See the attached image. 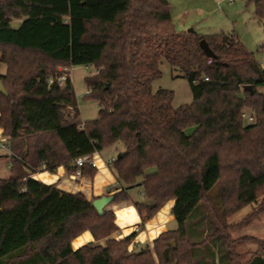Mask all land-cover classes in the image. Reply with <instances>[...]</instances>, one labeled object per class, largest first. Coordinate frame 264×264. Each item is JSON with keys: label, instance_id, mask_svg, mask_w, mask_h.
<instances>
[{"label": "trees", "instance_id": "trees-1", "mask_svg": "<svg viewBox=\"0 0 264 264\" xmlns=\"http://www.w3.org/2000/svg\"><path fill=\"white\" fill-rule=\"evenodd\" d=\"M248 2L264 23V0ZM162 60L187 80L190 104L174 108L172 91H152ZM0 64L7 92L0 94V129L10 160L9 178L0 179V264H155L154 256L157 264H215L216 257L242 264L235 248L242 239L230 233L264 213V68L234 36L178 33L167 0H0ZM71 66L95 70L85 78L99 106L89 122L78 120L70 79L48 83ZM246 110L254 122L245 125ZM116 144L120 158L108 167L123 188H142L143 202L135 204L142 221L174 202L177 227L151 249L129 251L135 233L109 238L118 231L114 214L99 215L96 198L32 177L43 167L73 172L77 158ZM95 171L79 169L88 178ZM123 200L122 190L112 203ZM258 202L248 219L228 225ZM196 222L211 233L198 242L189 233ZM86 231L96 244L72 251ZM248 264H264V242Z\"/></svg>", "mask_w": 264, "mask_h": 264}, {"label": "crops", "instance_id": "crops-1", "mask_svg": "<svg viewBox=\"0 0 264 264\" xmlns=\"http://www.w3.org/2000/svg\"><path fill=\"white\" fill-rule=\"evenodd\" d=\"M187 12L188 9L183 10L182 13H185V15L182 17H178L179 15L177 16L174 24L176 31L181 34L188 33L189 30H193L195 33L206 35L194 28V20H196V17L193 19L192 16L187 15ZM195 14L199 13L195 12ZM228 35L233 36V34ZM236 40L241 43L237 38ZM241 44L245 46L243 43ZM0 137H2L1 129ZM105 151L106 149L94 154L96 171L95 174L90 178L80 176L77 174L76 170L70 172L64 166H59L52 173L45 171L44 167L40 168L32 177L42 183L52 184L57 190H61L66 193H81L87 201H91L92 198L115 195L123 190L126 200H123V202L119 203L111 202L105 208V211L110 210L114 214L115 224L118 228V231L111 234L109 238L121 240L124 239V237L129 236V234L135 233L136 237L132 244L128 247V250L138 252L142 247L145 246H148L151 249L153 241H155V239L161 233L176 229L174 225L173 227H170V229L168 228L170 224L175 221L170 213L174 202L173 200H170L165 206L155 212L150 220L143 222L135 209V204L143 202L142 188L140 186L135 187L139 189V197L137 199L132 198V196H130L132 188H123V186L117 181L115 175L108 167V161L111 158H116V156L122 151V147L119 151H117V148H115V151L113 152L114 154L112 152L105 153ZM74 168L75 166L72 164L70 169ZM258 204L259 202L255 204H249L248 206L241 209L227 221L228 225L233 226L242 220L248 219L249 215L259 208L260 205ZM249 206L251 209L246 217L233 220L236 215H238L242 210L248 209ZM189 233L192 240L195 242L202 240V238L206 235L204 227L201 228V224L199 222H196V224L194 223V226L191 227ZM230 236L233 241L242 239L240 243L235 246V248L237 253L241 255L242 263L248 264L250 259L260 252V243L264 242V213L256 215V217L248 225L243 226L240 230H233V232L230 233ZM196 238L197 240H195ZM104 242L105 241H100L98 244L103 246ZM87 244H96L94 242L93 236H91L88 231L81 233L71 242V250L76 251L79 247ZM207 244L213 251L217 250V242H215V244L208 242ZM202 247L203 246L199 247V253L201 254L203 252ZM154 260L155 264H157V259L155 256ZM200 264H204V262H200ZM215 264H220L217 257L215 259Z\"/></svg>", "mask_w": 264, "mask_h": 264}, {"label": "rangeland", "instance_id": "rangeland-1", "mask_svg": "<svg viewBox=\"0 0 264 264\" xmlns=\"http://www.w3.org/2000/svg\"><path fill=\"white\" fill-rule=\"evenodd\" d=\"M167 1L170 5V14L172 15L173 25L175 24L177 16H184L185 13H182L183 10L188 9L187 15L192 16L193 19L196 17V20H194L195 29L206 35H212L215 33H222L225 35L233 34L234 37H236L241 43L245 45L256 62L262 68H264V52H258V48L264 43V27L262 22L257 21L255 17L254 5L251 2H248V0ZM195 12L199 14H195ZM11 24L12 27L15 28L17 27L18 22L12 21ZM63 68L64 67L58 68L56 74H59L60 70ZM67 68L69 70V79L71 81L76 98L77 111H79L78 120L81 123H84L96 119L99 112V106L94 99L85 95L88 91L85 78H87L89 75H92L93 72L95 73L94 68L90 66H71ZM159 69L161 75L159 79L154 80L151 83L152 91H172L174 93V99L172 102L174 108L183 106L184 104H190L192 102V95L189 90V84L187 80L181 77L177 70L172 69L167 61L162 60ZM5 71L6 66L0 64V74L4 75ZM258 90L260 93H264V87H261ZM192 131L193 128H188L186 133L190 134ZM5 144L6 143L3 142V138L0 137V179H7L10 176L9 152ZM121 147L122 144L113 145L106 148L105 153H113L115 148H117V151H119L121 150ZM138 181L140 182L141 178H138ZM130 193L132 198L137 199L139 197L138 188H132ZM201 208H207V206L202 204ZM250 209L251 207L249 206L248 209L242 210L233 220L246 217ZM173 225L174 227H177L176 222L173 221V223H171L168 228L170 229V227H173ZM204 230L206 233L205 236L211 234L207 224L204 226ZM195 240H197V238Z\"/></svg>", "mask_w": 264, "mask_h": 264}, {"label": "built area", "instance_id": "built-area-1", "mask_svg": "<svg viewBox=\"0 0 264 264\" xmlns=\"http://www.w3.org/2000/svg\"><path fill=\"white\" fill-rule=\"evenodd\" d=\"M208 63L210 64L211 62L208 61ZM68 80H69V70L67 67H65L62 70H60V73L57 74L54 79H49L48 83L52 84L53 82H57L59 85H64ZM89 93H90V90H88L85 95L88 97ZM241 119L243 120L245 125L251 124L254 122V115L252 112L246 110V111L242 112ZM3 142H5L4 139H3ZM94 154L95 153L91 154L90 156L79 157L74 161V166L76 167L77 174L80 175L79 169L83 165H88V166L96 168V162H95ZM114 160H115V158H111L108 161V163H111Z\"/></svg>", "mask_w": 264, "mask_h": 264}, {"label": "water", "instance_id": "water-1", "mask_svg": "<svg viewBox=\"0 0 264 264\" xmlns=\"http://www.w3.org/2000/svg\"><path fill=\"white\" fill-rule=\"evenodd\" d=\"M263 27H264V23H263ZM193 32H194L193 30H189L188 31V33H193ZM199 44H200V47H201L204 55L206 57H208V58L212 57V53L209 50L207 44L203 40H201L199 42ZM0 94H2L5 97L7 96V93H6L5 89H4L3 84H2L1 81H0ZM116 157L119 159L120 155L118 154ZM113 199H114V195L102 196V197L94 199L92 201V205L94 206V208L96 209L98 214L102 215L103 212L105 211V208L113 201ZM148 203H149V207L150 208H154V203L152 201H149ZM169 245L174 247L175 243L172 241Z\"/></svg>", "mask_w": 264, "mask_h": 264}]
</instances>
